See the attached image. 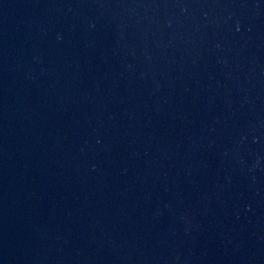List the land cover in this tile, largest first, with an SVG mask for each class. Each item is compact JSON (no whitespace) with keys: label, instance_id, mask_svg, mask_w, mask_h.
<instances>
[{"label":"water","instance_id":"1","mask_svg":"<svg viewBox=\"0 0 264 264\" xmlns=\"http://www.w3.org/2000/svg\"><path fill=\"white\" fill-rule=\"evenodd\" d=\"M0 264H264V0H0Z\"/></svg>","mask_w":264,"mask_h":264}]
</instances>
